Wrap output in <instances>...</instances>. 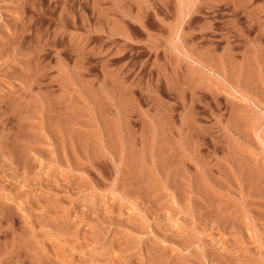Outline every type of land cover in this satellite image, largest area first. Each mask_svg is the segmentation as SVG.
I'll return each mask as SVG.
<instances>
[{
    "label": "rangeland",
    "instance_id": "obj_1",
    "mask_svg": "<svg viewBox=\"0 0 264 264\" xmlns=\"http://www.w3.org/2000/svg\"><path fill=\"white\" fill-rule=\"evenodd\" d=\"M0 264H264V0H0Z\"/></svg>",
    "mask_w": 264,
    "mask_h": 264
},
{
    "label": "bare ground",
    "instance_id": "obj_2",
    "mask_svg": "<svg viewBox=\"0 0 264 264\" xmlns=\"http://www.w3.org/2000/svg\"><path fill=\"white\" fill-rule=\"evenodd\" d=\"M260 53H261V52H260ZM262 59H263V57H262ZM248 60H249V59H248ZM253 61H254V60H253ZM254 63H255V62H254ZM255 66H257L256 63H255ZM238 67H239V66H238ZM248 67H249V66H248ZM251 68H252V67H251ZM234 69H235V67H234ZM251 70H254V68H253V69H250V73H252ZM234 72H235V71H234ZM234 74H235V73H234ZM237 75H238V72H237ZM234 77H235V76H234ZM249 77H250V76H249ZM252 77H253V76H252ZM254 77H255V76H254ZM247 78H248V77H247ZM254 79H257V78H254ZM258 79H259V78H258ZM258 79H257V80H258ZM257 80H256V81H257ZM254 81H255V80H254ZM34 103H35V101H34ZM34 103H32V104L34 105ZM36 103H37V102H36ZM18 105H19V104H18ZM29 105H31V104H29ZM33 105L29 107V108H30L29 110H30V113H31V114H29V115H30L31 118L34 116V115H33V111H34L35 108H36L35 105H34L35 108L33 107ZM36 106H38V104H37ZM17 107H18V106H17ZM17 107H16V105H15V108H16L15 110H17ZM25 108H27V107H25ZM21 109H22V107H21ZM27 110H28V109H27ZM29 110H28V111H29ZM23 111H24V110H23ZM24 112H25V111H24ZM24 112H23V113H24ZM36 112H37V111H36ZM19 113H22V112H19ZM17 114H18V113H17ZM27 115H28V114H27ZM19 117H20V115H19ZM25 122H26V121H25ZM60 123H62V120L60 121ZM25 124H26V123H25ZM25 124H24V125H25ZM32 125H33V123H32L30 126H32ZM56 126H57V124H56ZM56 126H55V128H56ZM65 126H66V125H65ZM27 127H29V126H27ZM33 127H34V126H33ZM63 127H64V123H63ZM29 128H30V127H29ZM26 130H27V129H26ZM65 130H66V129H65ZM32 131H33V130H32ZM56 131H57V130H56ZM66 131H68V130H66ZM66 131H65V132H66ZM60 132H61V131H60ZM60 132L58 131V133H60ZM31 133H32V132H31ZM54 133H55V132H54ZM56 133H57V132H56ZM56 133H55V134H56ZM63 133H64V132H63ZM26 135L28 136V134H26ZM62 135H63V134H62ZM31 137H32V136H31ZM58 137H60V135H59ZM61 137H62V136H61ZM29 138H30V137H29ZM18 139H19V138H18ZM18 139H17V140H18ZM20 139H21V137H20ZM30 139H31V138H30ZM32 139H33V138H32ZM59 139H60V138H59ZM62 139H65V138L62 137ZM30 141H31V140H30ZM17 142H19V140H18ZM27 142H28V141H27ZM31 142H32V141H31ZM20 143H21V141H20ZM32 143H33V142H32ZM16 144H17V143H16ZM14 145H15V144H14ZM14 145H13V146H14ZM17 146H18V145H17ZM25 146H27V145H25ZM25 146H24V148H25ZM30 146H31V145H30ZM20 147H21V146H20ZM16 148H17V147H16ZM21 148H22V147H21ZM29 148H30V147H28V149H29ZM32 148H33V147H32ZM17 149H18V148H17ZM20 150H21V149H20ZM13 152H14V151H13ZM16 152H17V151H16Z\"/></svg>",
    "mask_w": 264,
    "mask_h": 264
}]
</instances>
